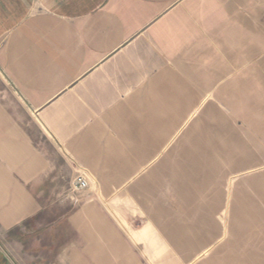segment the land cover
<instances>
[{
	"label": "crops",
	"instance_id": "0c3cea01",
	"mask_svg": "<svg viewBox=\"0 0 264 264\" xmlns=\"http://www.w3.org/2000/svg\"><path fill=\"white\" fill-rule=\"evenodd\" d=\"M0 264H264V0H0Z\"/></svg>",
	"mask_w": 264,
	"mask_h": 264
},
{
	"label": "built area",
	"instance_id": "2783aa9c",
	"mask_svg": "<svg viewBox=\"0 0 264 264\" xmlns=\"http://www.w3.org/2000/svg\"><path fill=\"white\" fill-rule=\"evenodd\" d=\"M87 185H88V182L84 178L80 177V178L77 179V182H76L77 189H83Z\"/></svg>",
	"mask_w": 264,
	"mask_h": 264
},
{
	"label": "bare ground",
	"instance_id": "6f19581e",
	"mask_svg": "<svg viewBox=\"0 0 264 264\" xmlns=\"http://www.w3.org/2000/svg\"><path fill=\"white\" fill-rule=\"evenodd\" d=\"M239 108V107H238Z\"/></svg>",
	"mask_w": 264,
	"mask_h": 264
}]
</instances>
